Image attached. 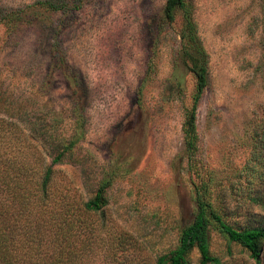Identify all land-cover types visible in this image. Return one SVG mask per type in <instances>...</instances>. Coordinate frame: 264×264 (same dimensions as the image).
Listing matches in <instances>:
<instances>
[{
  "label": "rangeland",
  "instance_id": "rangeland-1",
  "mask_svg": "<svg viewBox=\"0 0 264 264\" xmlns=\"http://www.w3.org/2000/svg\"><path fill=\"white\" fill-rule=\"evenodd\" d=\"M37 1L0 0V177L8 167L23 194L33 195V210L54 212L60 228L71 223L77 262L155 264L191 219L189 193L201 177L213 178L231 224L264 217V209L244 203L245 179L258 183L255 171L241 172L254 139L264 146V0H188L208 54L189 159L181 103L167 83L179 38L176 22L160 21L164 0H50L59 5L54 11ZM149 60L154 71L144 78ZM180 71L186 103L193 78ZM72 80L80 87L84 135L70 160L52 165L41 194L50 158L39 133L70 132ZM106 171L114 173L107 203L83 213ZM4 188L3 197L11 191ZM210 250L219 264H254L215 233ZM189 260L198 264L195 249Z\"/></svg>",
  "mask_w": 264,
  "mask_h": 264
},
{
  "label": "trees",
  "instance_id": "trees-1",
  "mask_svg": "<svg viewBox=\"0 0 264 264\" xmlns=\"http://www.w3.org/2000/svg\"><path fill=\"white\" fill-rule=\"evenodd\" d=\"M35 4L53 11L59 8L58 4L50 0L37 1ZM160 21L166 25L177 23L176 34L179 38L177 61L173 64L167 83L175 90L181 103V140L183 154L189 159L197 150L196 108L207 84L208 54L198 34L190 1L164 0ZM180 69L190 73L193 78V89L186 103L183 100V80ZM153 71L154 66L149 60L144 78L149 77ZM79 88V83L72 80V117L68 135L59 134L55 127H45L39 133L50 158L40 176L38 188L41 194L46 193L52 174V165L70 160L74 147L83 138L84 109L80 99L76 97ZM139 92L140 88L137 90L138 105L140 104ZM252 146V153L241 172L245 178L246 175L255 171L258 183L252 182L250 178L245 179L246 185L243 191L248 194L244 203L249 209L263 210L264 195L260 192H264V146L258 143L256 138ZM3 171V180H7L3 181L0 177V192L3 187L5 192L11 191L6 192L7 195L4 197L0 196V264H82L75 258L76 242L71 223L63 222L65 226L60 228L59 223L55 222L58 217L54 212L44 217L43 213L41 216L40 212L33 210L31 207L33 195L23 194V186L17 183L20 181L15 179L16 174L9 173L8 167ZM113 177L114 173L111 171L101 174L92 195L83 203V213L96 212L107 203L106 191ZM10 181L14 184L12 185ZM213 182V178L208 176L201 177L197 183H192L189 193L192 203L191 219L179 227L175 245L158 255L155 258V264H189V253L192 249L198 253V264H219L220 257L210 250L212 233L221 236L227 243L238 244L248 253L254 264H264L262 258L264 217L242 226L231 224L225 213V210L229 211V207L222 203V195L214 192ZM258 186L263 187L262 191ZM37 202L40 200L35 203Z\"/></svg>",
  "mask_w": 264,
  "mask_h": 264
}]
</instances>
